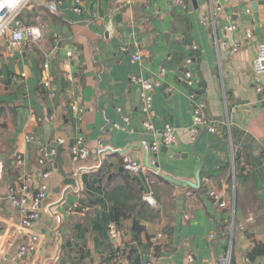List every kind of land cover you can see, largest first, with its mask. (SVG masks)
Wrapping results in <instances>:
<instances>
[{
  "label": "crops",
  "instance_id": "1",
  "mask_svg": "<svg viewBox=\"0 0 264 264\" xmlns=\"http://www.w3.org/2000/svg\"><path fill=\"white\" fill-rule=\"evenodd\" d=\"M195 1L37 0L42 38L17 48L0 39V243L11 230L0 264H19L13 252L29 239L8 199L10 180L41 170L50 179L32 225L44 235L36 264H214L227 252L231 264H264V255L247 256L264 243V99L253 73L264 0ZM211 3L222 10L204 25ZM195 107L204 122L193 137ZM166 125L175 128L169 146ZM148 151L177 180L196 182L197 154L205 165L199 189L148 168L137 175L161 216L136 236L131 220L113 219L109 185L126 158L144 165Z\"/></svg>",
  "mask_w": 264,
  "mask_h": 264
},
{
  "label": "built area",
  "instance_id": "2",
  "mask_svg": "<svg viewBox=\"0 0 264 264\" xmlns=\"http://www.w3.org/2000/svg\"><path fill=\"white\" fill-rule=\"evenodd\" d=\"M32 0H13V6L0 8V39H3L11 47H20L24 43H30L38 41L43 36V26L40 24H33L28 21L25 11L30 8ZM129 2L132 0H128ZM4 0H0L3 3ZM184 4V0H180ZM222 10L220 5L214 6L211 3L209 7V15L201 17V23L204 25H211L215 23V16ZM23 14V15H22ZM236 25H232L228 30H234ZM246 36L248 38L253 37L251 29H247ZM241 48L240 43H236L233 47V52H237ZM71 55V52H68ZM135 60H140V56L136 55ZM253 73L260 83L257 85V90L263 92L264 99V82L260 79L264 77V44H260L258 53L253 62ZM193 74L186 72V79L188 83L193 82ZM144 88H151L149 83L144 84ZM77 108V107H75ZM194 124L191 127L193 137L200 130V125L204 122L201 107H195L193 110ZM162 143L164 145H171L175 141V128L171 125H166L161 132ZM151 155H156L160 151V144L153 142L150 146ZM151 163L154 164V159H151ZM124 167L133 171L138 175L141 171L147 169L141 162L126 158L124 160ZM159 173L158 171L155 172ZM4 174V167L0 159V179ZM50 172L41 170L35 171L30 174L21 175L20 179L15 183L9 185L8 199L13 208L20 211L19 226L25 230L29 239L18 245V249L15 253V257L20 260V264L26 259L28 255L34 257V263L36 264L37 258L40 256L41 241L43 240L42 233H35L32 230V225L35 221L41 217V209L44 201L48 198L49 193V181ZM210 196L219 203L221 207H225L227 202L224 201V195L219 190H211ZM150 199V198H147ZM153 207H158L156 203L151 199L149 200ZM11 230L7 228L3 234V241L0 243V254L3 252L4 241L9 237ZM44 253V249H43ZM43 255V254H42ZM41 255V256H42ZM14 257V258H15ZM48 260L45 264H47ZM51 261H49L50 263ZM214 264H231V254H226L219 257Z\"/></svg>",
  "mask_w": 264,
  "mask_h": 264
},
{
  "label": "trees",
  "instance_id": "3",
  "mask_svg": "<svg viewBox=\"0 0 264 264\" xmlns=\"http://www.w3.org/2000/svg\"><path fill=\"white\" fill-rule=\"evenodd\" d=\"M25 13L28 21L31 22L32 17L36 12L31 13V10H28L25 11ZM34 24L37 23L34 21ZM151 172L152 174L160 177L161 180L164 179L155 172ZM16 180L17 179L15 177L11 179V184H15L17 182ZM169 183L171 182L169 181ZM109 193L114 202L113 219L115 214H118L122 218L131 220L132 231L136 234V236L145 232L146 228L144 222H154L160 219L161 215L159 208L152 206L146 198V194L137 180L136 174L125 168L124 164L123 168L111 179ZM263 255L264 243L260 242H255V245L247 253L248 258L251 261H256ZM136 264H138V261Z\"/></svg>",
  "mask_w": 264,
  "mask_h": 264
},
{
  "label": "water",
  "instance_id": "4",
  "mask_svg": "<svg viewBox=\"0 0 264 264\" xmlns=\"http://www.w3.org/2000/svg\"><path fill=\"white\" fill-rule=\"evenodd\" d=\"M194 2H196L195 0H193ZM111 28V26L109 27V29ZM109 34V33H107ZM48 149V153H50L51 149L50 147L47 148ZM108 150H110V152H114V153H121V154H124L127 152L128 149L126 150H118V151H114L113 149L109 148ZM149 150V149H148ZM150 151V150H149ZM149 151L148 153L146 154V157L144 159V165L146 168L148 169H151L152 171L156 172L158 171L159 173H157L158 175L162 176L163 178H165L166 180L172 182L173 184L175 185H178V186H184V185H187V186H190L194 189H199L201 187V184H202V180H201V171L205 165V160H204V156L201 155V154H197L199 157H200V163L197 167V170H196V182H192V181H189V180H177V179H174L173 177L169 176V175H164L163 173H161L157 166L154 165L153 163H151L150 159H149ZM104 151H101V154L103 153ZM172 154V152H171ZM101 167V166H100ZM100 167H92V168H86L88 170H95L97 168H100ZM85 169V168H84ZM84 169H80V172ZM180 200H179V203H181V200L184 198L183 196H180L179 197ZM61 202V201H60ZM58 243L60 245V240H58ZM61 247V245H60ZM60 247H59V250H58V253H57V256L59 255V251H60ZM41 258L42 256L40 255L38 257V262L40 263L41 262ZM55 260V259H53ZM47 264H50L49 261L47 262Z\"/></svg>",
  "mask_w": 264,
  "mask_h": 264
},
{
  "label": "rangeland",
  "instance_id": "5",
  "mask_svg": "<svg viewBox=\"0 0 264 264\" xmlns=\"http://www.w3.org/2000/svg\"><path fill=\"white\" fill-rule=\"evenodd\" d=\"M37 0H32L31 1V3H30V8H29V10H31V12H33V13H35L36 11H35V9L36 8H34L35 7V4L37 3L36 2ZM23 15V14H22ZM34 21L36 22V21H38L36 18H32V23L34 24ZM68 54V53H67ZM137 176V175H136ZM5 247L7 248V252H9L10 253V250L12 249V248H10V245H9V247L7 246V244L5 245ZM17 247H16V250H14V252H13V254L14 253H16V251H17ZM11 256V255H10ZM14 259H17L16 257L14 258ZM18 260V259H17ZM19 261V264H20V260H18ZM42 264V263H41Z\"/></svg>",
  "mask_w": 264,
  "mask_h": 264
},
{
  "label": "snow or ice",
  "instance_id": "6",
  "mask_svg": "<svg viewBox=\"0 0 264 264\" xmlns=\"http://www.w3.org/2000/svg\"><path fill=\"white\" fill-rule=\"evenodd\" d=\"M5 6L12 7L13 6V0H4L3 3H0V8H4Z\"/></svg>",
  "mask_w": 264,
  "mask_h": 264
}]
</instances>
